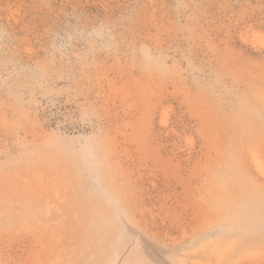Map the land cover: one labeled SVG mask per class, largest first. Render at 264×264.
<instances>
[{
  "label": "rangeland",
  "instance_id": "1",
  "mask_svg": "<svg viewBox=\"0 0 264 264\" xmlns=\"http://www.w3.org/2000/svg\"><path fill=\"white\" fill-rule=\"evenodd\" d=\"M0 264H264V0H0Z\"/></svg>",
  "mask_w": 264,
  "mask_h": 264
}]
</instances>
